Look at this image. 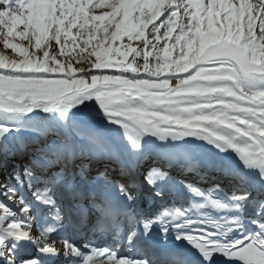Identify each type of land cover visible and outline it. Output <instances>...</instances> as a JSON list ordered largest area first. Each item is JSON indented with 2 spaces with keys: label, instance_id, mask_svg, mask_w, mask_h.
<instances>
[{
  "label": "snow or ice",
  "instance_id": "snow-or-ice-1",
  "mask_svg": "<svg viewBox=\"0 0 264 264\" xmlns=\"http://www.w3.org/2000/svg\"><path fill=\"white\" fill-rule=\"evenodd\" d=\"M0 264H264V0H0Z\"/></svg>",
  "mask_w": 264,
  "mask_h": 264
},
{
  "label": "trees",
  "instance_id": "trees-1",
  "mask_svg": "<svg viewBox=\"0 0 264 264\" xmlns=\"http://www.w3.org/2000/svg\"><path fill=\"white\" fill-rule=\"evenodd\" d=\"M99 11V10H98Z\"/></svg>",
  "mask_w": 264,
  "mask_h": 264
}]
</instances>
